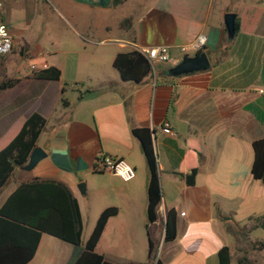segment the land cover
I'll use <instances>...</instances> for the list:
<instances>
[{
    "label": "crops",
    "instance_id": "obj_1",
    "mask_svg": "<svg viewBox=\"0 0 264 264\" xmlns=\"http://www.w3.org/2000/svg\"><path fill=\"white\" fill-rule=\"evenodd\" d=\"M11 2L4 4L15 47L0 56V81H21L0 91V150L37 112L47 120L37 146L48 156L33 170L14 172L0 190V209L20 184L54 180L78 200L83 236L84 209L92 218L90 237L101 213L119 208L96 247L113 263L219 264L224 246L233 258L240 231L231 225L240 230L264 216V182L252 176V144L264 138V0H25L42 18V32L33 37L30 23L22 30L13 18ZM227 13L240 23L232 38ZM125 19L132 20L127 28L121 26ZM200 39L210 67L171 75L186 54L197 55L183 47ZM157 46L169 47L170 61L158 63L142 83L122 81L113 65L117 54ZM34 66H54L62 76L30 78ZM166 123L174 135L162 131ZM137 128L153 132L162 189L154 223L148 220L149 168L133 134ZM189 140L198 141L202 152L194 186L179 175L191 166H184ZM101 156L127 162L135 178L96 173ZM82 182L92 194L81 202ZM173 208L178 237L166 243V215ZM150 240L154 251L162 248L156 259L149 258ZM82 253L83 247L44 233L28 264H75Z\"/></svg>",
    "mask_w": 264,
    "mask_h": 264
},
{
    "label": "trees",
    "instance_id": "obj_2",
    "mask_svg": "<svg viewBox=\"0 0 264 264\" xmlns=\"http://www.w3.org/2000/svg\"><path fill=\"white\" fill-rule=\"evenodd\" d=\"M131 23V19H125L121 26L127 28ZM235 26L236 32H239L238 20ZM202 52L198 51L197 55ZM113 65L124 82L142 83L153 72L148 58L138 50L118 53ZM61 76L60 69L49 66L34 70L30 78L58 81ZM20 81L18 78L0 81V91L13 88ZM65 104L68 105L66 101ZM46 125L47 120L41 114L33 113L18 135L0 150V190L6 186L18 168L28 163ZM133 134L142 145L149 168L148 220L154 223L158 218V206L162 202V189L153 132L149 128H137L133 129ZM252 147L254 152L252 176L255 180L264 182V138L255 140ZM187 148L184 166H191L187 171L185 167L181 169L179 175L188 186H194L202 152L196 140L187 141ZM118 213L117 207L106 208L98 218L91 236L84 243L81 209L78 200L66 184L39 179L22 183L0 209V264H28L36 255L44 233L74 246L83 247V253L75 264H116L109 261L105 255L98 254L96 247L108 220ZM177 237L178 213L173 208L166 215L164 241L171 243ZM259 247L263 250L264 243H259ZM154 253V245L150 240V259H154ZM218 259L219 264H232L229 246L220 249ZM156 264L165 263L158 259Z\"/></svg>",
    "mask_w": 264,
    "mask_h": 264
},
{
    "label": "rangeland",
    "instance_id": "obj_3",
    "mask_svg": "<svg viewBox=\"0 0 264 264\" xmlns=\"http://www.w3.org/2000/svg\"><path fill=\"white\" fill-rule=\"evenodd\" d=\"M2 2H6L7 0H1ZM11 4V14L13 18L20 23V29L28 30V27H25L28 23L31 24L29 31L27 34L33 37L35 35L38 36L39 31L42 32L41 29V21L42 18L40 15L34 16L33 11L30 8H26L27 5L25 0H12ZM44 30V29H43ZM2 62L0 61V76L4 73L3 68L1 67ZM95 179V178H92ZM90 181V180H89ZM85 184L87 189V183L82 182ZM81 184V183H79ZM79 192V185H78ZM92 192L90 191L89 194L82 195L80 193L79 197L81 202L85 199V197H89ZM83 204V203H82ZM85 210V233L83 236L84 240H87L89 235L88 231L91 228L92 218L88 214V211ZM245 226V228H239L240 230L236 229L235 225H231L230 230L232 231H240L237 235V245L233 247V258L232 264H264V249L260 250L259 243H264V216L262 217H255L251 218L246 224L240 225ZM243 231V232H242ZM231 232V231H230ZM162 248H157L154 253V258L156 259L157 255L161 254Z\"/></svg>",
    "mask_w": 264,
    "mask_h": 264
},
{
    "label": "built area",
    "instance_id": "obj_4",
    "mask_svg": "<svg viewBox=\"0 0 264 264\" xmlns=\"http://www.w3.org/2000/svg\"><path fill=\"white\" fill-rule=\"evenodd\" d=\"M204 46V42L200 39L197 43L187 47H183V51L186 52L191 50L193 52L200 51ZM15 47L14 38L10 32L8 23L6 22V7L4 2L0 0V56H6L13 52ZM149 60L153 71L158 63H164L170 61L169 47L168 46H157L149 47L140 50ZM46 68V67H45ZM33 69H36L34 66ZM162 131L167 135H174V131L171 126L166 123ZM96 172H107L120 177L122 180L128 182L135 178L136 171L127 162L114 159L108 156H101L98 158L94 167Z\"/></svg>",
    "mask_w": 264,
    "mask_h": 264
},
{
    "label": "water",
    "instance_id": "obj_5",
    "mask_svg": "<svg viewBox=\"0 0 264 264\" xmlns=\"http://www.w3.org/2000/svg\"><path fill=\"white\" fill-rule=\"evenodd\" d=\"M236 19L237 15L234 13H227L224 16V23L229 37H234L236 34ZM210 67V62L208 56L205 52L198 55L191 56L186 54L182 61L178 63L175 67L170 70V74L173 76H182L193 74L196 72L205 71ZM48 154L41 147H36L32 151L28 163L22 166L23 169L33 170L42 160H44ZM81 193L86 192V187L84 183L79 185ZM166 228V225H165Z\"/></svg>",
    "mask_w": 264,
    "mask_h": 264
}]
</instances>
